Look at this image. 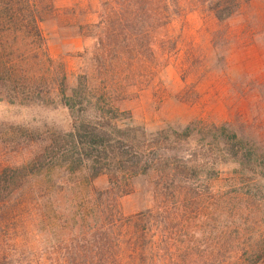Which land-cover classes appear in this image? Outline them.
<instances>
[{"label":"rangeland","instance_id":"374dc122","mask_svg":"<svg viewBox=\"0 0 264 264\" xmlns=\"http://www.w3.org/2000/svg\"><path fill=\"white\" fill-rule=\"evenodd\" d=\"M50 1L54 15L40 24L49 57L71 82L89 78V106L77 120L114 117L121 137L127 128L157 135L158 153L179 171L173 195L138 178L116 201L123 217L155 213L147 225L157 257L220 264L228 205L248 219L250 242L264 236V0H243L222 22L207 10L209 0H177L166 24L143 29L116 22L119 0ZM73 122L56 97L14 100L0 93V248L42 250L43 264L60 263L64 221L73 223V214L87 206V187L107 186L104 176L68 175ZM224 123L241 140V151L212 130ZM232 151L242 153V167L226 161Z\"/></svg>","mask_w":264,"mask_h":264},{"label":"trees","instance_id":"16d2710c","mask_svg":"<svg viewBox=\"0 0 264 264\" xmlns=\"http://www.w3.org/2000/svg\"><path fill=\"white\" fill-rule=\"evenodd\" d=\"M242 1L209 0L207 10L222 22L237 12ZM117 6L113 14L116 22L143 29L151 22L166 24L170 15L176 14L178 1L119 0ZM53 15L50 0H0V93L14 100L56 97L58 105L74 118L68 136L76 150L67 160L68 175L85 180L107 178L103 190L87 187L91 194L87 206H80L73 214V223L64 221L65 247L59 252L61 262L54 264H177L172 263V256L160 260L156 255L158 243L150 232L153 226L147 225L155 216L153 211L123 217L116 207L117 199L138 178L153 179L155 191H171L173 195L179 188L174 160L158 153L161 144L155 141L157 135L132 128L125 130L128 134L124 137L118 135L122 131L111 122L114 117L105 123L77 120V114L89 106V78L76 77L71 82L73 78L64 66L49 57L40 24ZM212 130L228 136L227 146L233 144L231 149L235 150L238 145L241 151V140L229 124L213 126ZM166 132L177 136L174 128ZM237 153H229L226 161L242 167L243 155ZM230 190L232 194L238 191L234 186ZM228 206L224 208L226 222L220 227V264H264V236L250 242L246 238L250 231L244 226L248 219H241L233 206ZM2 249L0 264H43L39 258L45 251Z\"/></svg>","mask_w":264,"mask_h":264}]
</instances>
